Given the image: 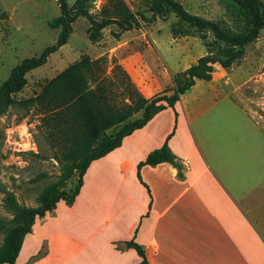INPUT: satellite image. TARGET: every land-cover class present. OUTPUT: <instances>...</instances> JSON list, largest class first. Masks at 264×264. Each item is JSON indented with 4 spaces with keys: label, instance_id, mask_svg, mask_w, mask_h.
Segmentation results:
<instances>
[{
    "label": "crops",
    "instance_id": "crops-1",
    "mask_svg": "<svg viewBox=\"0 0 264 264\" xmlns=\"http://www.w3.org/2000/svg\"><path fill=\"white\" fill-rule=\"evenodd\" d=\"M232 68L214 65L207 94L184 96L198 80L181 94L176 123L162 102L169 115L151 114L94 160L72 205L60 200L35 217L14 264H137L136 251L121 243L132 237L148 264H264V124L246 112L264 108V70L239 80ZM153 81L152 91L138 84L145 97L169 84ZM173 129L175 163L140 168L150 196L124 172Z\"/></svg>",
    "mask_w": 264,
    "mask_h": 264
},
{
    "label": "rangeland",
    "instance_id": "rangeland-1",
    "mask_svg": "<svg viewBox=\"0 0 264 264\" xmlns=\"http://www.w3.org/2000/svg\"><path fill=\"white\" fill-rule=\"evenodd\" d=\"M178 1L190 13L216 20L226 30H244L249 8L242 7L241 2L248 0ZM66 2L71 12L80 9L99 21L113 14L118 2L132 12L150 16L152 0ZM59 14L57 0H0V246L12 227L21 221V211L38 205L40 193L56 181L60 164L53 154L63 150L60 141L48 133V129L54 130V126L48 124L43 127L41 109L35 106L24 108L17 103L19 100L38 94L48 80L84 55L93 60L102 58L100 71L108 75L114 64H119L136 86L139 88L140 85L144 90L149 88L152 91L153 80L168 79V95L172 94L170 89L174 87L173 74L182 72V68L195 63L203 55L224 57L223 43L215 41L210 30L198 31L179 21L172 13L166 19L157 18L150 23L142 21L140 26L130 30H121L110 24L101 29L96 40L90 38L89 20L81 15L71 23L67 42L49 54L45 63L25 74L26 82L20 90L10 94L3 92L1 85L17 64L25 58L38 56L56 41L60 28H52L48 22ZM231 67L229 73L237 75L239 80L264 70V29L244 46L243 55L232 62L228 70ZM219 75L216 73L215 80ZM197 82L198 85L185 97H192L200 91L204 94L209 92L205 87L207 81ZM116 99L122 98L118 96ZM165 107L164 104L155 107L153 115H169ZM233 112L241 111L235 107ZM246 112L264 124V108L248 106ZM140 116L141 112H138L132 119ZM120 126L107 133L113 134ZM138 135L139 131L134 136ZM124 174L129 180L136 181L135 169L126 170ZM77 176L75 172L67 189L74 186Z\"/></svg>",
    "mask_w": 264,
    "mask_h": 264
},
{
    "label": "trees",
    "instance_id": "trees-1",
    "mask_svg": "<svg viewBox=\"0 0 264 264\" xmlns=\"http://www.w3.org/2000/svg\"><path fill=\"white\" fill-rule=\"evenodd\" d=\"M57 1L60 14L55 20L48 22L50 27L60 28L56 41L45 47L38 56L25 58L17 64L11 75L2 83L3 92L10 94L20 90L26 82L25 74L45 63L49 54L67 42L71 23L81 15L89 20L90 38L96 40L101 29L110 24H115L121 30H130L140 26L142 21L150 23L157 18L166 19L172 13L179 21L198 31L210 30L215 41L223 43L221 49L224 57H213L211 54L200 56L185 70L173 74L174 87L170 89L172 94L168 95L169 89L165 88L145 97L119 64H114L111 74L108 75L100 71L102 58L93 60L84 55L48 80L38 94L19 100L17 103L24 108L35 106L41 109L44 114L43 127L48 124L54 126V130L48 129V133L60 141L63 150L53 154L60 164L56 181L43 189L38 197V205L26 207L21 211V221L5 236L0 246V264H14L24 237L31 232L35 217H42L46 212L53 211L60 200L67 205L73 204L80 191L83 176L94 160L119 146L122 137L144 124L153 114L155 107H159L162 102L173 109L176 123L177 112L174 104L180 95L196 80H210L216 63L223 68L229 67L243 55L244 46L257 38L264 29V0L241 2L242 7H248L249 11L245 15L244 30L240 32L226 30L216 20L190 13L178 0H152L150 16L132 12L125 4L118 2L116 11L99 21L80 9L71 12L66 0ZM118 96L122 99L117 100ZM138 112H141V116L132 119ZM118 126L120 128L113 134L107 133ZM173 131L174 129L160 147L149 151L145 158L137 163V179L149 195V187L141 178L140 168L143 165H156L165 161L175 163V155L167 143ZM75 172L78 173L76 182L67 189V184ZM121 243L136 251L139 256L137 264L149 263L143 247L134 237Z\"/></svg>",
    "mask_w": 264,
    "mask_h": 264
}]
</instances>
